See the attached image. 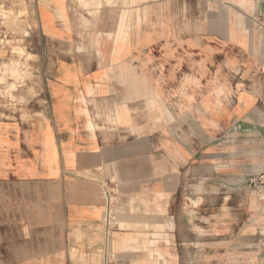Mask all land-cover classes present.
<instances>
[{"label":"crops","instance_id":"1","mask_svg":"<svg viewBox=\"0 0 264 264\" xmlns=\"http://www.w3.org/2000/svg\"><path fill=\"white\" fill-rule=\"evenodd\" d=\"M23 1L0 264H264V0Z\"/></svg>","mask_w":264,"mask_h":264},{"label":"rangeland","instance_id":"2","mask_svg":"<svg viewBox=\"0 0 264 264\" xmlns=\"http://www.w3.org/2000/svg\"><path fill=\"white\" fill-rule=\"evenodd\" d=\"M25 6L23 0H0V44L11 50L13 58L10 60V64L5 66L10 68L13 88L16 87L15 85L25 82L33 60V56L28 52L24 37L27 34V27L22 23V19L24 22L27 16ZM11 96L14 98L13 94ZM257 220L258 224L260 222L264 227V220ZM254 239L253 236V243Z\"/></svg>","mask_w":264,"mask_h":264},{"label":"built area","instance_id":"3","mask_svg":"<svg viewBox=\"0 0 264 264\" xmlns=\"http://www.w3.org/2000/svg\"><path fill=\"white\" fill-rule=\"evenodd\" d=\"M0 84L3 85V86H0V98H1V100H6L4 102L8 105L14 103V101H13L14 98H12V96H10L11 90H10V87L7 85L8 83L5 80H3V78H0ZM9 99H11V100H9ZM4 102H2V103H4ZM110 204H111V201L109 200L108 201V208L106 211V219L107 220L110 217Z\"/></svg>","mask_w":264,"mask_h":264}]
</instances>
